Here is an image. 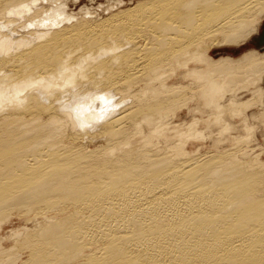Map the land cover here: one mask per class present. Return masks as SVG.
Masks as SVG:
<instances>
[{"label":"bare ground","instance_id":"bare-ground-1","mask_svg":"<svg viewBox=\"0 0 264 264\" xmlns=\"http://www.w3.org/2000/svg\"><path fill=\"white\" fill-rule=\"evenodd\" d=\"M56 1L0 0V230L56 246L25 264H264V0Z\"/></svg>","mask_w":264,"mask_h":264},{"label":"rangeland","instance_id":"rangeland-1","mask_svg":"<svg viewBox=\"0 0 264 264\" xmlns=\"http://www.w3.org/2000/svg\"><path fill=\"white\" fill-rule=\"evenodd\" d=\"M59 3H58V2ZM56 1V3L57 4H61L62 6L64 5V3H65V5H64V7H65V10H66V12H67V14H74V15H78V14H81V10H83V8H85V9H89L91 12H97L98 13V15H100V16H104V15H107V11H105V10H103L102 9V7H100V6H105L106 5V3L108 2V1H114V2H116V5H117V3H120V2H122V3H124V4H129L128 6H130L131 4H133L134 3V1L135 0H117V1H115V0H77V1H75V0H61V1H59V0H57ZM73 1V2H72ZM46 4V3H45ZM50 5V3H47L46 4V6H49ZM98 6V7H97ZM80 8V9H79ZM263 31H264V24H263V26H262V29H261V33H263ZM229 49H231V48H229ZM232 50V49H231ZM238 55L239 54H237L235 57L237 58L238 57ZM213 57V56H212ZM235 57H233V58H235ZM214 58H216V57H214ZM236 87H239V85L238 86H236ZM233 90V89H232ZM247 96V95H246ZM245 96V99H248V98H250V96H249V94H248V97H246ZM244 99V100H245ZM233 103V102H232ZM223 115H224V118H223V120H225L227 123H229L230 124V135L233 133V135H236V134H241L242 133V131H241V128H240V126H238L237 125V120H238V118L236 117L235 119L236 120H232L231 119V117H230V115H229V110H228V105H227V103L225 102V107H224V109H223ZM248 114H247V117H248V121H249V123L251 124V125H253L255 128H254V130H255V139H256V141L258 140L259 142V144H261V145H263L264 144V128L262 127V121L261 120H259V109H257V107H253V108H251V109H249L248 110V112H247ZM185 115V114H184ZM207 115V113H204V114H202V116H206ZM223 124V123H222ZM189 125V124H188ZM223 125H225V124H223ZM235 126V127H234ZM187 126H185V128H186ZM211 129H212V131H213V134L214 133H216V131L219 129V128H217V126L216 125H212L211 126ZM217 136H218V134H217ZM224 137H226L227 139L229 138L230 139V136L228 135V134H226ZM15 218V219H14ZM27 219L26 218H22L21 216H14V217H11L10 219H9V221H7L2 227H1V230H0V237H4V238H6V240H3L2 241V247L5 249V250H7V249H10L9 247H12L11 246V244H15L14 245V248L12 247V251H13V253L14 254H19L20 255V260L19 261H15V262H13V263H10V264H25V261H27V260H29V258H30V256L31 255H34V253H35V251H37V253H39V254H37V256H42L43 258H46V257H50V256H52L53 255V253H52V251H48V249L49 250H51L50 248V243H51V245L52 246H54V250H56V246L52 243V241H50V240H47V246H46V249L45 250H42L41 249V247L40 246H38L37 244H36V247H33V248H35V250L34 249H30L29 250V248L28 249H26L25 247H26V244L25 243H23V242H25L26 240L28 241H30L31 242V234H32V231H30L31 230V227L34 225V223L31 221L30 223L28 222V221H26ZM23 221H25V222H23ZM24 224V225H23ZM26 227H27V229L29 230V231H24V233H25V237H23V236H19V237H10V235H11V233L13 232V231H20L21 233H23V231H22V229H26ZM9 229V230H8ZM10 233V234H9ZM27 235V236H26ZM12 238V239H11ZM23 238V239H22ZM10 239V240H9ZM13 239L15 240L14 242H13ZM24 239H26V240H24ZM66 239H68V238H66ZM69 239H70V237H69ZM20 240V241H19ZM23 241V242H22ZM21 242V243H20ZM25 246V247H21V246ZM17 247V248H16ZM15 249V250H14ZM26 249V250H25ZM37 249V250H36ZM53 250V251H54ZM65 250H67V251H65L68 255H66V256H64V255H62V254H58L57 255V257H58V260H62V259H66V258H69V256H71V251H69L68 249H65ZM77 250V249H76ZM76 250H74V252H76ZM15 251V252H14ZM24 252V253H23ZM49 252V253H48ZM13 253H10V255H14ZM52 253V254H51ZM61 256V257H60ZM27 258V259H26ZM73 258V257H72ZM75 258H78V257H75ZM78 262H80V261H78ZM78 262H74L73 264H77ZM33 264V263H32Z\"/></svg>","mask_w":264,"mask_h":264}]
</instances>
